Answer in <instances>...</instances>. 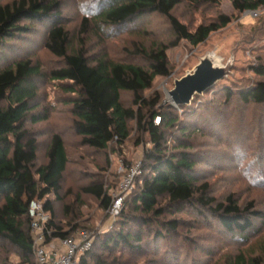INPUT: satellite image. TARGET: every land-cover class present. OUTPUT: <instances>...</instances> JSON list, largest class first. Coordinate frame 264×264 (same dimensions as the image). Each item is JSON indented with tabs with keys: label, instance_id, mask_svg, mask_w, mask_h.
I'll list each match as a JSON object with an SVG mask.
<instances>
[{
	"label": "trees",
	"instance_id": "obj_1",
	"mask_svg": "<svg viewBox=\"0 0 264 264\" xmlns=\"http://www.w3.org/2000/svg\"><path fill=\"white\" fill-rule=\"evenodd\" d=\"M91 2L80 27L73 31L63 22V0H0V54L7 43L25 38L37 24L46 23L44 47L61 59V65L47 72L31 56L0 66V264H13L14 253L20 257L19 264H36L28 213L34 199L41 200L51 213L54 237L73 236L82 229L95 234L92 249L80 256L81 264H139L142 260L147 264H185L181 254L186 245L206 255L208 260L199 261L201 264H264V210L254 199L241 203L235 193L224 199L214 195L210 181L198 175L202 154L193 151L197 133L209 134L211 128L226 127L219 133L221 137L235 144L238 141L230 145L234 151L231 157L249 158L252 153L244 151L239 141L253 149L252 143L263 137V58L251 65L258 79L252 84L219 88L222 103L207 99L197 107L202 99L196 94L190 104L179 105L180 112L163 104L159 92L148 97L145 91L152 88L157 77L171 73L170 48L183 40L193 46L205 42L212 33L228 26L232 16L217 11L209 22L190 28L174 11L184 3L196 10H220L222 1L98 0L95 10ZM232 4L238 14L264 8V0H232ZM152 16L167 20L174 40L155 42L151 49L133 41L128 53L144 58L146 64L113 58L103 49L88 46L90 33L110 38L122 32H146ZM42 78L61 82V89L70 94L65 103L72 120L69 127L49 137L45 161L39 162V137L30 126L49 120L56 111L41 95L37 81ZM123 93L133 94L131 104L124 102ZM202 107L206 114H200ZM69 133L72 140L67 138ZM131 139L135 145L144 146L142 173L136 177L118 217L105 226L111 217L113 192L120 183L117 177V181L110 180L108 173L84 171L85 182L79 192L70 189L64 197L63 180L72 165L68 145L104 153L106 167L101 168L110 170V154H117ZM263 157H255L254 163ZM256 172L259 179L264 174ZM83 195L95 198L104 212L95 228L91 219L78 212L86 203ZM186 213L198 218L194 224L180 217ZM209 218L216 220L224 234L241 241L258 236L260 241L254 245L258 250L252 245L226 254L222 262L210 263L212 246H206L200 236L190 239L182 232L186 228L193 231L202 220L209 225Z\"/></svg>",
	"mask_w": 264,
	"mask_h": 264
},
{
	"label": "rangeland",
	"instance_id": "obj_2",
	"mask_svg": "<svg viewBox=\"0 0 264 264\" xmlns=\"http://www.w3.org/2000/svg\"><path fill=\"white\" fill-rule=\"evenodd\" d=\"M96 1L98 0H63V13L65 15L63 22L66 23V27L73 31H77L80 27L82 18L87 13V5L91 2L95 10L98 8V3ZM221 1L220 10H216V7L196 10L184 3L174 11V14L178 16L182 22L189 25L190 28H196L201 23L209 22L215 17L217 11L232 16V22L225 28L212 33L205 42L197 46H193L183 40L178 46L170 48L168 50V59L171 73L168 76L157 77L152 88L145 91L144 94L146 96L151 97L156 92H159L162 96L163 104L172 105L181 112L179 105L172 100L170 95V91L175 87V80L180 79L188 72L192 71L199 63L200 58L208 53L222 57L223 64L225 65H227L231 59H233V62L227 77L212 86L214 88L213 90L198 95L202 100L196 103L197 107L201 104V101L204 102L207 99L211 101L216 100L220 103L222 100L219 98V88L221 87L242 88L252 84L254 80H258L251 71V65L258 61V59H260L259 57L264 60V8L238 14L233 7L232 0ZM147 25L146 32H122L110 38L106 34L99 37L94 35L95 33H90V35L87 36V43L89 47L105 50L113 58L146 64L144 58L128 53V47H131L133 41H141V43H144L151 49L155 42L160 43L174 40L169 24L164 17L152 16L150 23H147ZM47 32L48 27L46 23H40L37 24L34 30L25 38L7 43L3 52L0 54V66L28 56L33 57L45 72L55 66L61 65V59L54 56L44 47ZM37 82H40V91L45 102L55 106L56 110L52 112L49 120L43 121L37 126H30L37 131L39 137V162H44L49 137L55 132L59 130L63 131V129L70 126L72 120L70 118V107L65 103L66 98L69 97L70 94L61 89V82L49 81L48 78L39 79ZM123 100L126 104H131L133 101V94L123 93ZM234 103L236 104V102ZM203 113H207L204 107H202L200 111V114ZM214 128L215 129L211 128L209 130V134L206 133V131L203 135L197 133L193 139V151L202 154V160L199 162L198 166V175L210 181L213 194L219 199H224L229 193H235L241 203L254 199L257 203V207L264 210V184L257 185L255 182L259 179L258 176H256V171L260 170L264 173V157L263 159L259 158L258 162L254 163L255 157H260L264 154V145H262V143H264V129L263 137H258L257 140L259 139V141L257 143H252L253 149L243 145L239 141V146H241L244 151L252 153L251 155L247 153L249 158H242L239 160L231 157V155H234V151H232L230 147L232 144L236 145L238 141H236L235 144L229 138L221 137L219 133L221 130L226 131V127L217 129L216 126ZM67 138L72 140L70 133L67 135ZM145 146L149 148L150 144ZM68 147L70 148L72 165L69 166L63 180L64 197L68 195V190L70 189L75 194L79 192L80 185L85 182V178L83 177L84 171L96 175L108 173V175L110 174V180L117 181L118 179V183H120L123 175L121 171L122 163L130 165L137 159H142L144 149L143 145L137 146L134 143V139H131L125 146L117 151V154H110L112 166L110 170H104L106 167V157L104 153L93 152L90 148L72 147L71 145H68ZM246 148H248L249 151H247ZM101 167H104V169ZM115 172L117 174L114 175ZM114 177H117V179ZM253 177H255V179ZM261 177H264V174H261ZM118 191L119 187L114 190L113 194ZM83 196L82 198L86 203L82 206L80 205L78 212H82L87 219H91L92 222H94L91 223V225H94L92 228H95V226L101 224L104 212L98 208V201L95 198L88 195ZM65 202H69L68 199L65 200ZM72 202H74V198ZM180 217L188 222H193V224L198 219L194 218V216L189 213L182 214ZM113 219V217H109L105 226H110ZM202 222L203 224L201 226H196L193 231L189 230L187 232L186 228L182 230V232L184 235L187 234L190 239L191 237L197 238L200 236L204 239L206 246H212L210 263L218 260L222 262L226 254L238 253L240 250H246L260 241L257 238L258 236H254L253 239L249 241H241L239 237L234 238L226 235L221 231L216 220L210 219L209 225L203 220ZM84 225H86V223ZM191 226L194 227V225ZM204 241L202 242L204 243ZM255 248L257 251L258 245L254 246V249ZM196 253L198 256H195ZM196 253L192 246L186 245L182 251L181 258H184L185 264H201V262H204L202 260H208L204 253ZM166 256L168 255L164 257ZM197 257L200 258L198 259ZM11 260L13 264L20 263V257L15 253L11 255ZM139 264L147 263L146 260H142Z\"/></svg>",
	"mask_w": 264,
	"mask_h": 264
},
{
	"label": "built area",
	"instance_id": "obj_3",
	"mask_svg": "<svg viewBox=\"0 0 264 264\" xmlns=\"http://www.w3.org/2000/svg\"><path fill=\"white\" fill-rule=\"evenodd\" d=\"M157 123L160 118H157ZM143 161L141 158L130 165L122 163V179L119 191L114 193V201L109 209L111 217L116 219L123 209L126 196L134 189L137 176L142 173ZM28 213L32 218L31 230L34 233L36 264H81L80 256L90 251L93 247L95 234L87 229H82L73 236H53L50 225L51 213L44 208L41 200H31ZM52 238H55L51 240Z\"/></svg>",
	"mask_w": 264,
	"mask_h": 264
},
{
	"label": "water",
	"instance_id": "obj_4",
	"mask_svg": "<svg viewBox=\"0 0 264 264\" xmlns=\"http://www.w3.org/2000/svg\"><path fill=\"white\" fill-rule=\"evenodd\" d=\"M233 59L227 65L223 58L206 54L200 58L194 69L185 76L175 80V87L170 91L172 100L177 105L190 104L196 94H203L207 89L227 77L230 73Z\"/></svg>",
	"mask_w": 264,
	"mask_h": 264
},
{
	"label": "clouds",
	"instance_id": "obj_5",
	"mask_svg": "<svg viewBox=\"0 0 264 264\" xmlns=\"http://www.w3.org/2000/svg\"><path fill=\"white\" fill-rule=\"evenodd\" d=\"M159 123V122H158ZM256 184L257 185H260V184H264V177H261L260 179H258L257 181H256ZM255 186V185H254Z\"/></svg>",
	"mask_w": 264,
	"mask_h": 264
},
{
	"label": "crops",
	"instance_id": "obj_6",
	"mask_svg": "<svg viewBox=\"0 0 264 264\" xmlns=\"http://www.w3.org/2000/svg\"><path fill=\"white\" fill-rule=\"evenodd\" d=\"M53 239H55V238H52L51 240H53ZM56 240V239H55Z\"/></svg>",
	"mask_w": 264,
	"mask_h": 264
}]
</instances>
